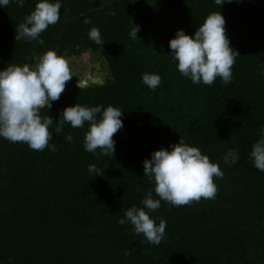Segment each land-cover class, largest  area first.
<instances>
[{"label":"trees","instance_id":"1","mask_svg":"<svg viewBox=\"0 0 264 264\" xmlns=\"http://www.w3.org/2000/svg\"><path fill=\"white\" fill-rule=\"evenodd\" d=\"M35 3L0 7V68L34 65L36 56L56 49L65 58L91 52L110 76L89 87L75 85L53 102L48 115L56 152L0 138V264H264V171L249 157L264 126V0L220 6L240 55L231 83L217 78L211 86L181 75L169 41L178 29L194 34L219 11L214 0H62L59 22L41 34L43 45L15 39L16 26ZM92 26L100 29L103 46L89 39ZM146 71L162 77L155 91L142 81ZM75 103L124 110L113 155L97 159L85 150L87 124L66 123L55 133L61 111ZM69 133L73 142L63 138ZM180 139L220 162L224 177L215 180V200L184 206L162 201L151 216L166 221V232L152 245L118 221L132 205L143 206L145 191L154 193L144 160ZM227 148L239 153L232 166L221 159ZM90 164L103 175L92 176Z\"/></svg>","mask_w":264,"mask_h":264},{"label":"clouds","instance_id":"2","mask_svg":"<svg viewBox=\"0 0 264 264\" xmlns=\"http://www.w3.org/2000/svg\"><path fill=\"white\" fill-rule=\"evenodd\" d=\"M13 2L23 7L25 0H0V7L6 8ZM227 2L230 0H214L219 11L210 12L194 34L178 29L169 41L172 60L178 71L193 84L211 86L220 78L227 85L233 79L232 67L240 54L230 44L226 20L220 11V6ZM62 7V0H36L34 9L16 26L15 39L43 45L41 34L59 22ZM83 22L91 24V18L85 17ZM133 25L130 36L136 39L139 26ZM88 36L97 45L105 43L96 26L90 28ZM260 67L261 75H264V64ZM72 78L67 59L56 49H46L36 56L34 65L9 64L0 68V138L26 143L35 151L49 148L56 152L55 144H50L53 140L50 127L54 119L48 115V110L60 99ZM142 81L155 91L162 83V77L146 71L142 74ZM77 86L82 87L81 80ZM42 109L47 110V115H42ZM123 114L124 110L111 104L105 107L75 103L61 111L55 133H63L66 123L72 128H84L87 124L84 148L99 159L115 153L113 137L124 126ZM63 138L67 142L74 141L71 133ZM249 157L257 170L264 171V126L258 131V139L253 143ZM221 159L224 166H232L239 161V153L234 148H227ZM143 163L144 176L154 186L155 196L153 189L145 191L141 201L143 206L129 207L118 223L121 226L130 223L135 234H142L147 243L158 246L164 239L167 225L164 219L157 223L151 212L159 209L162 201L171 206H184L202 199L215 200L218 196L215 180L222 179L224 171L220 162L211 160L199 147L182 139L167 148L153 151ZM88 172L92 176L103 175L96 164H90ZM137 191L141 189L137 188Z\"/></svg>","mask_w":264,"mask_h":264},{"label":"rangeland","instance_id":"3","mask_svg":"<svg viewBox=\"0 0 264 264\" xmlns=\"http://www.w3.org/2000/svg\"><path fill=\"white\" fill-rule=\"evenodd\" d=\"M66 59L72 71L73 78L66 84L64 92L73 90L79 80L86 78V74L88 75L90 73V75L97 79L110 76L109 68L105 61L91 52H85L78 57H67ZM94 63L95 65H93ZM91 65L93 66L91 67Z\"/></svg>","mask_w":264,"mask_h":264},{"label":"water","instance_id":"4","mask_svg":"<svg viewBox=\"0 0 264 264\" xmlns=\"http://www.w3.org/2000/svg\"><path fill=\"white\" fill-rule=\"evenodd\" d=\"M82 88L89 87L94 83L103 82L101 79L94 78L90 73L86 76V78L81 80ZM78 84V83H77Z\"/></svg>","mask_w":264,"mask_h":264}]
</instances>
